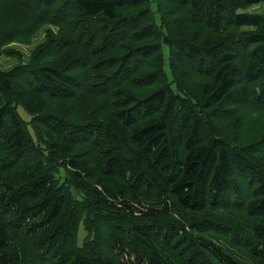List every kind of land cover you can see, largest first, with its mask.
<instances>
[{"label": "trees", "instance_id": "16d2710c", "mask_svg": "<svg viewBox=\"0 0 264 264\" xmlns=\"http://www.w3.org/2000/svg\"><path fill=\"white\" fill-rule=\"evenodd\" d=\"M2 56L0 264H264V0H0Z\"/></svg>", "mask_w": 264, "mask_h": 264}, {"label": "rangeland", "instance_id": "374dc122", "mask_svg": "<svg viewBox=\"0 0 264 264\" xmlns=\"http://www.w3.org/2000/svg\"><path fill=\"white\" fill-rule=\"evenodd\" d=\"M248 10L254 11L257 9H256V7L255 8L253 7V8H250ZM41 41H42V33L39 32L33 37L32 41L29 45L12 44V46L15 47L16 49H18L22 53L23 60H26L28 58V55L30 54V51ZM164 55L166 58L167 57L166 46H164ZM16 62H17V59L15 57L2 56L0 58V67L3 69H8V68L12 67ZM18 110H19V113L23 119L28 120L30 118V115L22 107H19ZM83 235L84 234L81 231L80 236H79L80 239L83 237Z\"/></svg>", "mask_w": 264, "mask_h": 264}]
</instances>
